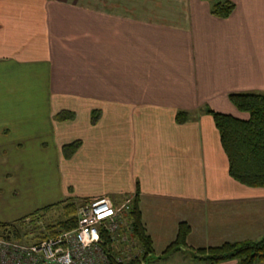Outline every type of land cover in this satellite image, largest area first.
I'll return each instance as SVG.
<instances>
[{
	"label": "crops",
	"instance_id": "0c3cea01",
	"mask_svg": "<svg viewBox=\"0 0 264 264\" xmlns=\"http://www.w3.org/2000/svg\"><path fill=\"white\" fill-rule=\"evenodd\" d=\"M215 1L170 0L157 20L160 0H0V182H13L29 141L49 137L63 197L121 202L139 185L154 264H207L161 256L181 223L191 249L261 240L264 188L230 176L204 111L248 119L229 95L264 92V0H228V19L211 14ZM63 111L75 120L59 122ZM180 112L193 119L178 124ZM16 203L0 201V215L24 208Z\"/></svg>",
	"mask_w": 264,
	"mask_h": 264
},
{
	"label": "trees",
	"instance_id": "16d2710c",
	"mask_svg": "<svg viewBox=\"0 0 264 264\" xmlns=\"http://www.w3.org/2000/svg\"><path fill=\"white\" fill-rule=\"evenodd\" d=\"M235 8L236 5L231 1L218 0L212 4L211 14L217 18L228 19ZM229 100L239 112L247 114L248 119H240L209 108L204 112L213 117L219 131L222 147L229 160L230 176L247 187L264 188V92L234 93L229 95ZM100 117V112L94 111L91 115L92 124L96 125ZM75 118V113L70 111L60 112L56 117L59 122L73 121ZM192 119L188 112H180L176 117L178 124H185ZM81 145V141H76L64 146L63 156L71 159ZM140 194L138 185L129 217L132 221V237L141 247V256L130 261H119L121 255L113 247L111 238L104 237V248L110 257V264H154L157 259H162L156 257L153 240L144 225ZM88 201L69 198L64 203L45 207L20 221L26 224L29 220L31 223L36 222L35 231L28 230L25 233L16 224L0 222V238L34 244L73 230L77 225L79 206ZM56 209L62 210L61 219L55 225H47L44 230L41 229L39 222ZM36 231H41L42 234L37 236ZM190 233V225L181 223L175 242L168 246L161 256L182 253L195 261L207 264H264V237L259 241L227 242L217 247L191 249L187 244ZM33 234L32 240H27V237Z\"/></svg>",
	"mask_w": 264,
	"mask_h": 264
},
{
	"label": "built area",
	"instance_id": "2783aa9c",
	"mask_svg": "<svg viewBox=\"0 0 264 264\" xmlns=\"http://www.w3.org/2000/svg\"><path fill=\"white\" fill-rule=\"evenodd\" d=\"M134 198L128 196L121 202L100 198L83 203L73 230L39 243L0 238V264H110L104 237L111 238L116 251L124 243L136 241L129 217Z\"/></svg>",
	"mask_w": 264,
	"mask_h": 264
},
{
	"label": "rangeland",
	"instance_id": "374dc122",
	"mask_svg": "<svg viewBox=\"0 0 264 264\" xmlns=\"http://www.w3.org/2000/svg\"><path fill=\"white\" fill-rule=\"evenodd\" d=\"M170 0L162 1L150 10V16L157 20H164L167 12L173 7ZM214 1V0H212ZM165 11V12H164ZM164 12V15L162 14ZM48 146L42 147L41 140L32 139L29 141L26 148L16 155L14 160L16 163V174L13 182H0V187L4 188L5 192L0 201L17 202V205H23L20 211L14 215H0V221L3 223L16 224L23 232L28 230L35 231L37 223H31L29 220L26 223L20 221L30 214L44 209L45 207L64 203L68 198L62 196V181L60 176L61 158L60 152L55 149V146L49 145V137H47ZM19 166L17 167V164ZM16 190V191H15ZM15 191V192H14ZM31 207L26 209L25 207ZM32 210L31 212H29ZM29 212V213H28ZM28 213V214H27ZM78 214V211H77ZM62 217V210H53L44 220L39 222V227L44 230L47 225H55ZM37 236L42 234L41 231H36ZM36 236V237H37ZM32 236L27 237V240H32ZM124 261H130L141 256V247L137 241H128L124 243L118 250Z\"/></svg>",
	"mask_w": 264,
	"mask_h": 264
}]
</instances>
